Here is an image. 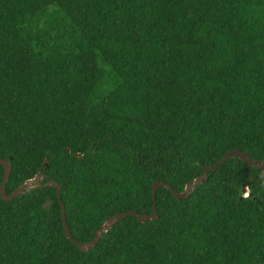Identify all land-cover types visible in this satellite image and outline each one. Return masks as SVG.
I'll return each instance as SVG.
<instances>
[{
  "label": "trees",
  "instance_id": "obj_1",
  "mask_svg": "<svg viewBox=\"0 0 264 264\" xmlns=\"http://www.w3.org/2000/svg\"><path fill=\"white\" fill-rule=\"evenodd\" d=\"M264 0H0V264H264ZM4 168L0 164V184ZM105 219L126 214L89 250ZM34 184V185H36ZM246 192V195H244Z\"/></svg>",
  "mask_w": 264,
  "mask_h": 264
},
{
  "label": "water",
  "instance_id": "obj_2",
  "mask_svg": "<svg viewBox=\"0 0 264 264\" xmlns=\"http://www.w3.org/2000/svg\"><path fill=\"white\" fill-rule=\"evenodd\" d=\"M231 157H237L238 159L246 162L249 166L251 165H255V166H259L260 171L264 170V160L263 161H259L256 159H250L248 154L239 150V149H235L233 151L227 152L226 154H224L222 156V158L220 159V161L213 163L210 166H203L204 170L203 172L200 174V176H198L197 178L189 181L184 190L179 192L173 189V187L170 185V183L166 182V181H162V180H156L154 181L153 185H152V196H153V200H155V194H156V190L159 186H164L167 189H169L171 191V193L173 194V196L175 198L178 199H182L184 197H186L189 194V191L198 183V182H203L206 178V174L211 170V169H216L220 164H222L223 162H225L227 159L231 158ZM0 164L3 166L4 168V173H3V179L2 182L0 184V195L4 200H11L14 197L34 188V187H38L40 186L38 183L39 181H41L42 177L39 173H37L32 179H28L26 180L24 183H22L21 185H19L16 189H14L11 194H7L6 193V183L9 179L10 176V171H11V163L9 160L1 158L0 157ZM36 184V185H34ZM45 185H54L58 191V197H59V202L62 208V224H63V229H64V233L66 234L67 238L69 240H71L80 250L82 251H86L89 250L93 245L96 244V242L100 239V237L102 236V234L104 232H106L107 230H109L110 226H112L116 221H118L119 219L123 218L126 214H133L137 219L141 220V221H146V220H150V219H155L156 218V204L155 201L153 203V209H152V213L151 214H138L136 211H127V212H123L121 214H117V215H113L110 216L108 218L105 219L104 223L101 225V227L98 229V231H96L95 237L90 240V241H86V242H78L75 238H73L72 234L70 233L66 220H65V212H64V205L62 203V201L60 200V195H59V191H60V186L59 184L51 179L49 181V183L45 184Z\"/></svg>",
  "mask_w": 264,
  "mask_h": 264
},
{
  "label": "rangeland",
  "instance_id": "obj_3",
  "mask_svg": "<svg viewBox=\"0 0 264 264\" xmlns=\"http://www.w3.org/2000/svg\"><path fill=\"white\" fill-rule=\"evenodd\" d=\"M244 195H246V192H245V194Z\"/></svg>",
  "mask_w": 264,
  "mask_h": 264
}]
</instances>
